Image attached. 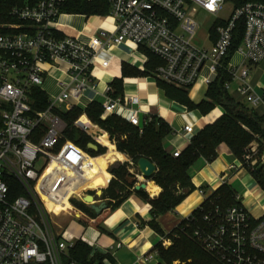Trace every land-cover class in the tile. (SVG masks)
<instances>
[{"label":"built area","instance_id":"obj_1","mask_svg":"<svg viewBox=\"0 0 264 264\" xmlns=\"http://www.w3.org/2000/svg\"><path fill=\"white\" fill-rule=\"evenodd\" d=\"M69 1L0 0V264H77L70 252L82 238H69L67 229L53 222L50 209L64 212L61 201L94 166L88 152L65 139L64 115L74 109L86 111L98 102L90 99L88 105L82 104L86 92L104 98L103 119L119 117L141 132L152 121L150 117L142 125L138 111L128 108L138 102L136 96L114 98L111 85L98 91L96 68L109 66L100 59L101 52L130 42L162 62L154 74L159 81L191 90L207 71L203 79L209 87L223 68L242 21L244 36L228 63L232 79L225 89L231 93L233 85L245 103L264 106V89L252 86L248 66L264 61V4L248 3L223 18L225 0H107L110 12L102 18H110L113 28L101 26L81 38L67 35L61 23L62 18L77 16L64 12ZM199 11L223 22L210 49L194 44ZM51 78L56 79V91L47 87ZM75 126L82 129L77 121ZM182 132L189 144L200 133L194 124H186ZM182 153L177 150L172 157ZM239 162L229 171L250 173L257 166L253 155ZM228 182L225 179L223 185ZM198 190L206 196L202 188ZM96 191H84L83 197ZM71 201L84 203L75 194ZM236 201L230 207L201 205L199 217L185 218L184 229H192L193 238L222 264H264V216L254 217L239 197ZM161 243L167 249L171 245L164 238ZM92 248V257L96 252L108 255ZM157 257L153 251L139 262ZM105 264L111 263L105 260Z\"/></svg>","mask_w":264,"mask_h":264},{"label":"trees","instance_id":"obj_2","mask_svg":"<svg viewBox=\"0 0 264 264\" xmlns=\"http://www.w3.org/2000/svg\"><path fill=\"white\" fill-rule=\"evenodd\" d=\"M225 1L227 4H231L234 9L241 8L248 3L264 4V0ZM64 12L72 15L103 17L110 12V5L107 0H95L92 3H88L86 0H70L65 5ZM220 25H223V22H217L211 31L214 32V29ZM244 31V22L240 21L234 32V44L229 56L225 59L224 66L220 69L217 79L209 86L206 99L198 106H195L190 101L188 91L176 89L158 80L159 87L166 90L169 97L186 105L190 111L197 110L201 115L205 116L216 107H220L225 112L215 123L204 127L192 139L179 158H173L165 150L164 140L171 133V129L160 119L152 118V121L145 125L141 132L138 127L129 124L119 117L111 116L103 119V109L101 103L98 102L91 103L86 111L74 109L64 115V121L67 124L65 139L75 142L100 163L91 160L94 166L89 176L93 185L99 183V186L101 184V189H104L101 199L106 202L108 208L110 206H113V208L121 206L134 193L141 196L143 200L151 205L153 219L149 223V226L159 236L173 243L168 249L164 248L162 243L155 246L160 259L159 264H175L176 262L179 264H222L215 256L207 253L193 238L192 229H184L188 223L187 219H183L179 226L169 233H165L159 223V219L167 213L173 212L188 196L196 191L191 178V169L201 160L207 163L213 162L218 156L217 149L221 144H226L233 157L238 160L242 158L245 149L251 143L260 142L261 146L264 144V116H260L254 109L237 101L225 89V85L231 82L232 79L227 69L228 63L241 45ZM144 50L148 55V62L146 63V71L142 75L146 76L154 72L162 62L146 49ZM128 69L129 67L124 64V76L130 74ZM110 85L114 92V98L124 96L122 80L116 79ZM84 113L92 124L97 125L103 131L104 136L100 139L102 143L103 137H106L107 144L117 149L118 152L127 155L135 166H137V162L141 158H146L157 166V173L151 180L162 189V193L158 198L151 199L145 191L135 190L137 180L130 173L131 166L129 163H118L117 166L109 169L110 174L113 176L110 183L109 180L111 178L109 173L104 179L107 173V169L104 167L106 163L105 159L109 160V156L107 154L100 158L96 157L104 155L106 153L105 148L97 145L86 132L75 126L77 119ZM81 123H85L84 118L81 120ZM109 140L111 143H109ZM91 143L99 147L98 153L88 150ZM113 154L116 158L125 160L124 155L116 151H113ZM250 174L264 190V165H257L254 171H250ZM93 185L88 191L94 190ZM74 203L78 209L83 210L92 218H96V213L89 206L80 201H74ZM236 204L238 202L236 201L234 190L228 185H223L209 197L208 201L202 204V207L207 208L213 205L230 207ZM71 207L73 206L71 205ZM200 214L201 212L198 208L193 212L192 216L199 217ZM184 234L189 235V237H186ZM92 251L93 248L89 244L79 240L70 252L71 260L77 264H105V260L112 263L110 255L96 252L92 257Z\"/></svg>","mask_w":264,"mask_h":264},{"label":"crops","instance_id":"obj_3","mask_svg":"<svg viewBox=\"0 0 264 264\" xmlns=\"http://www.w3.org/2000/svg\"><path fill=\"white\" fill-rule=\"evenodd\" d=\"M198 15L201 16L198 35L204 34V42L199 44H195L194 42V44L200 48L210 49L218 39L217 28L215 27L216 29H214V32L211 31L216 24V18L203 11H199L197 16ZM87 19L88 17L77 15L62 18L61 23L64 29H66L68 33H71V36L81 38L95 34L97 29L101 26L108 27L109 29L113 28V21L110 18L103 19L100 17L101 21L97 27L90 26L86 22ZM208 22H210L211 25L207 30H204L203 26ZM90 30L91 32H89ZM194 41H196V39ZM143 48L144 47L138 48L134 44L127 42L101 52L99 54L100 59L108 61L109 66L107 68H102L98 65L96 68V76L99 82L98 91L102 92L107 85H110L116 79L122 80L124 96H136L138 98L137 103L133 105L128 104L127 106L129 109L138 111L142 125L151 117L164 121L170 127L171 133L165 138L164 147L166 152L172 155L177 150L184 151L189 146V142L183 136L182 132L186 124H194L196 130L201 131L204 127L215 123L225 112L222 108L216 107L211 113L203 116L198 114L199 111H190L186 105L169 97L166 90L159 87L158 79H156L154 75L155 71L146 76L142 75L146 71V61L148 59V55L144 50L145 48ZM124 64L129 67L128 70L130 72V74L126 76L123 74ZM248 66L250 68L252 86L258 91L264 89V61L258 65ZM203 75V78L208 76V72L204 71ZM59 76L60 75H57V73L54 74L56 78ZM203 78L193 89H182L188 91V97L195 106H198L206 99V94L209 89V87L204 84ZM47 82L48 84L51 83L50 88L47 85L48 89L56 91L54 87L56 79L51 78ZM174 88L181 89L177 87ZM230 94L233 95L237 101L254 109L260 116H264V106L253 108L245 103L242 97L237 96L234 91ZM197 95L199 99L195 100L194 96ZM90 99H96L98 103L104 101L103 97H98L95 92L88 91L85 93L81 102L84 105H88ZM109 143H111L110 140ZM112 149L124 155L125 160H120L118 162V158L112 154L113 150H110L112 152L109 153V167L113 166L114 163H129L131 166L130 173L133 174L137 180L136 186L143 182L147 183V189L144 191L151 199L158 198L162 193V189L151 179L145 181L139 173L137 166L133 164L127 155L118 152L115 148ZM217 153L218 156L213 162L207 163L201 160L191 169V178L196 187V191L188 196L173 212L167 213L159 219V223L165 233L173 231L179 226L183 219L193 214V212L203 204L205 197L211 196L223 186V181L225 179L229 181L225 185L230 186L232 189L236 183L242 182L251 189L254 186H258L263 190L246 169L229 171L231 165H239L240 162L233 157L226 144H221L217 149ZM102 156L104 155L96 158ZM260 159L261 162L264 161V153L261 155ZM106 169L108 171V167H106ZM107 173L104 179L107 177ZM110 178L109 183L113 179L111 174ZM98 186L99 184L96 183L94 189L96 190ZM198 188H202L205 191V197L200 194ZM97 191L90 192L89 194L94 196ZM235 195L239 197L236 193ZM239 198L254 217L261 218L264 216V196L253 194L246 199ZM76 216L81 217V214L77 212ZM152 219L151 205L143 200L141 196L134 193L121 206L117 208L110 206L100 215H97L96 218H93L89 227H81V234H77V236L82 238L81 241L92 247L107 251L108 255L112 258L111 264H159V257L150 263H145L143 261L139 262V260L147 254L156 251L155 246L161 243L163 239L149 226Z\"/></svg>","mask_w":264,"mask_h":264},{"label":"rangeland","instance_id":"obj_4","mask_svg":"<svg viewBox=\"0 0 264 264\" xmlns=\"http://www.w3.org/2000/svg\"><path fill=\"white\" fill-rule=\"evenodd\" d=\"M232 10H234V7L231 4H227V11L225 13H223L221 16L223 18H227V16L230 15V13L232 12ZM100 21H101V19H100L99 16H91V17H88V19H87L86 22L90 26L92 25V27H97L98 24L100 23ZM197 21L199 23L201 22V16H199V15L197 16ZM210 25H211L210 22L206 23L203 26V29L204 30H207V28H209ZM89 32H91V30ZM66 34L69 35V36H71L70 35L71 34L70 32L68 33L66 31ZM203 36H204V34H202V35L199 34L196 37V41H194L195 44L203 43L204 42L203 41ZM50 84L51 83H49V84L47 83V85L49 86V88L51 86ZM170 86H172V85H170ZM234 89H235V87L232 85L231 91L233 92ZM198 114H200V113H198ZM83 118L85 119V123H81V120ZM77 122L80 123V127H82L81 130L84 131V132H86V133H88V135L95 141V143L97 145H100L101 147L105 148V150H106V153L105 154L106 155L108 154V156H109V153L112 152L110 150L113 147H111V146H109L107 144V138L106 137H103V143L100 141V139L102 138V136H104L103 131L97 125L92 124L89 121V119H88V117H87V115L85 113L82 114V116L77 119ZM260 144H261L260 142L259 143L258 142L251 143L245 149L244 154H243L242 158L240 159V161H244V157L246 155H253V161L256 162L257 165H260V163H261V161H260L261 159L260 158H261V155L264 153V149H263L264 144H262V146ZM252 149L255 150V152L253 154L251 152ZM113 151H114V149H113ZM105 154H104V156H105ZM103 159H105V158L103 157ZM92 160H94L97 163H99V161L96 160V159H94V158H92ZM117 160L119 162L121 159H117ZM105 161H106L105 166L104 165L103 166L104 167H108V171H107L108 173H109V169L111 167L118 165L117 163H114L113 166L109 167V160H106L105 159ZM108 173H107V175H108ZM88 177H90L89 174H88ZM78 187H79V182L72 187V191L75 193V195H81V194H83L82 192H84V191L79 190ZM90 187H92V186H90ZM93 187H94V185H93ZM99 188H101V184H100V186H98L97 189H99ZM233 189H234L235 193L239 197H241L243 199H246V198H248L249 196H251L253 194L254 195H257V196H264V191L261 190L258 186H254L251 189L250 187L245 186L242 182L236 183L235 186H233ZM86 191H88V190H86ZM86 195H88V194H85V196ZM94 196H95V200L98 203L100 201H102V199H101L102 197H98L96 194ZM68 199L69 198H66V199H63L61 201V203H60L61 204L60 205V208L61 209L67 210V208H69L68 205L65 203V202L69 201ZM68 204H69V206L72 205L75 210L74 211L71 210V211H64L63 212V211H57L56 209H50V215H51V218H52L53 222L56 224L57 227H59V228H61L63 230H66L67 229V232H68V235H69L68 237L69 238L77 239V238H79L77 236V234H79V235L81 234V230H80L81 227H89V225H91V223H92V219L93 218L90 215H88L87 213H85L83 210L78 209L77 206L75 205L74 201H71V203L68 202ZM77 212L81 214V217H77L76 216V213ZM184 235L186 237H189V235H187V234H184ZM178 237H180V236H178ZM170 243H171V245L169 246V248L173 244L172 242H170ZM177 263L178 262H176V264Z\"/></svg>","mask_w":264,"mask_h":264},{"label":"water","instance_id":"obj_5","mask_svg":"<svg viewBox=\"0 0 264 264\" xmlns=\"http://www.w3.org/2000/svg\"><path fill=\"white\" fill-rule=\"evenodd\" d=\"M89 151H94L96 153L99 152V147L93 143L89 144L88 147ZM137 169L139 173L142 175L143 179L145 181H148L153 178V176L157 173V166L152 163L150 160L146 158H141L137 162ZM147 189V183L143 182L135 187L136 191L146 190ZM96 195L98 197H102L103 190L97 191ZM84 204L89 206L96 215H100L104 210L108 208L105 201H100L99 203L95 200V196L93 195H86L84 198Z\"/></svg>","mask_w":264,"mask_h":264},{"label":"bare ground","instance_id":"obj_6","mask_svg":"<svg viewBox=\"0 0 264 264\" xmlns=\"http://www.w3.org/2000/svg\"><path fill=\"white\" fill-rule=\"evenodd\" d=\"M102 75V74H101ZM100 75V76H101ZM103 78V77H102ZM206 87V86H205ZM202 90H203V88H202ZM202 92V91H201ZM198 94V93H197ZM194 95V94H193ZM194 99L195 100H198L199 99V96L197 95V96H194ZM99 184V183H98ZM93 185V182H92V180H91V177H88L87 176V178H85V179H82L81 181H79V190H81V191H86V190H89L91 187L90 186H92ZM95 185V184H94ZM98 191L99 190H102L101 188H99V189H97ZM73 194H75L73 191H72V187H71V189H69V191H68V193H67V195L64 197V198H70ZM77 197H80V198H83V194H81V195H76ZM68 202L69 201H67V202H65L67 205H68V207L69 208H67V211H74L75 209L73 208V207H71V206H69V204H68Z\"/></svg>","mask_w":264,"mask_h":264}]
</instances>
